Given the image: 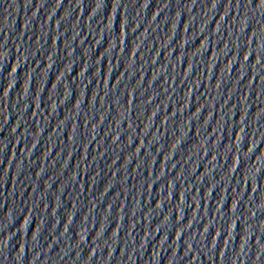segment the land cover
<instances>
[{"label": "water", "instance_id": "obj_1", "mask_svg": "<svg viewBox=\"0 0 264 264\" xmlns=\"http://www.w3.org/2000/svg\"><path fill=\"white\" fill-rule=\"evenodd\" d=\"M0 264H264V0H0Z\"/></svg>", "mask_w": 264, "mask_h": 264}]
</instances>
